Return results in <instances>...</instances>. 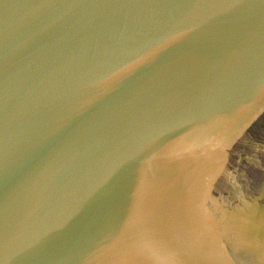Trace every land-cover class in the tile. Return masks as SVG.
<instances>
[{"label":"water","instance_id":"obj_1","mask_svg":"<svg viewBox=\"0 0 264 264\" xmlns=\"http://www.w3.org/2000/svg\"><path fill=\"white\" fill-rule=\"evenodd\" d=\"M0 264H264V0H0Z\"/></svg>","mask_w":264,"mask_h":264}]
</instances>
